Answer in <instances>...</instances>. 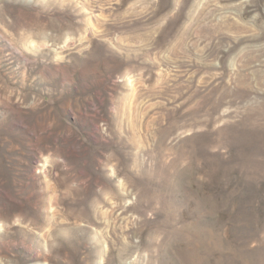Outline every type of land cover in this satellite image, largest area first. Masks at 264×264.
<instances>
[{
	"label": "rangeland",
	"instance_id": "1",
	"mask_svg": "<svg viewBox=\"0 0 264 264\" xmlns=\"http://www.w3.org/2000/svg\"><path fill=\"white\" fill-rule=\"evenodd\" d=\"M0 264H264V0H0Z\"/></svg>",
	"mask_w": 264,
	"mask_h": 264
}]
</instances>
